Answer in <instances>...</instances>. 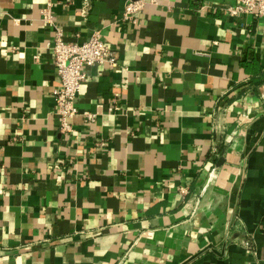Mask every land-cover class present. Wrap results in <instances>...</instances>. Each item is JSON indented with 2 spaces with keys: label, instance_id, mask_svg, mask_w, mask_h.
Returning <instances> with one entry per match:
<instances>
[{
  "label": "crops",
  "instance_id": "obj_1",
  "mask_svg": "<svg viewBox=\"0 0 264 264\" xmlns=\"http://www.w3.org/2000/svg\"><path fill=\"white\" fill-rule=\"evenodd\" d=\"M127 2L0 0V264H264V18ZM56 28L117 52L83 67L71 132Z\"/></svg>",
  "mask_w": 264,
  "mask_h": 264
},
{
  "label": "built area",
  "instance_id": "obj_2",
  "mask_svg": "<svg viewBox=\"0 0 264 264\" xmlns=\"http://www.w3.org/2000/svg\"><path fill=\"white\" fill-rule=\"evenodd\" d=\"M153 0H128L121 15V19L128 23L136 22V15L147 3ZM226 13L231 17L241 15L264 18V0H235V4L226 8ZM43 20L53 26L51 16L44 11ZM52 52L56 76L59 81V88L53 91L56 113L60 122L62 132H71V125L68 120L78 113L76 100L81 85L86 80L83 67L117 65V52L105 43L99 32H93L83 42L66 41L60 29H55L52 40ZM86 122H93L95 116L87 112L83 113ZM216 130V127H215ZM215 155L217 151H212ZM210 175L208 182H212ZM209 184V183H208ZM245 248L250 247L249 241L241 243Z\"/></svg>",
  "mask_w": 264,
  "mask_h": 264
}]
</instances>
